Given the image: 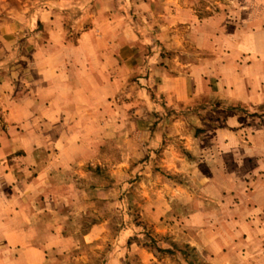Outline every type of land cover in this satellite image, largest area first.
Masks as SVG:
<instances>
[{
    "label": "rangeland",
    "instance_id": "obj_1",
    "mask_svg": "<svg viewBox=\"0 0 264 264\" xmlns=\"http://www.w3.org/2000/svg\"><path fill=\"white\" fill-rule=\"evenodd\" d=\"M128 1L118 4L133 5ZM148 1L128 8L139 13L123 30L140 46H125L124 62L92 58L109 94V122L98 117L104 124L88 126L87 140L38 146L43 127L10 125L0 107V209L12 196L31 199L28 208L42 222L35 242L49 245L46 264H264V197L253 198L264 187V110L210 97L177 109L154 90L166 74L196 66L208 75L214 69V79L245 75V58L230 51L262 0H184L204 26L172 28L162 11L166 1L150 0L151 10ZM200 37L220 49L218 61L197 48ZM100 105L94 96V109ZM134 118L142 120L139 127ZM33 148L28 159L25 151ZM53 149L70 150L72 163L51 174L53 187L47 181L38 188L39 168L54 161ZM253 202L262 205L259 212ZM48 227L59 236L45 237ZM20 255L0 234V264H25L15 261Z\"/></svg>",
    "mask_w": 264,
    "mask_h": 264
},
{
    "label": "crops",
    "instance_id": "obj_2",
    "mask_svg": "<svg viewBox=\"0 0 264 264\" xmlns=\"http://www.w3.org/2000/svg\"><path fill=\"white\" fill-rule=\"evenodd\" d=\"M130 1L131 6H137L135 0ZM165 1L162 11L170 14L165 19L166 28L180 23L204 26L184 0ZM144 5L148 10L156 6L150 0ZM131 6L118 4V0H0V67L2 63L11 64L8 70H0V107L6 110L8 123H32L43 127L37 138L42 142L38 146L44 147L87 140V127L104 124L98 119L103 115L101 120L108 123L109 94L104 91L105 83L93 74L92 58L96 56L100 63L112 58L124 62L125 46H140L138 41L127 39L123 33L132 27L129 20L139 13V9L133 10V7L128 10ZM253 13L250 20H246L244 37L230 51V56L236 60L245 58V75L236 73L228 79L218 76L214 79V69L208 75L201 72L199 66L181 75L166 74L162 84L157 83L154 90L164 95L168 106L194 108L199 98L210 97L264 110V0L260 14L254 16ZM204 39L198 38L197 48L208 54L212 51V59L218 61L220 49L211 43L205 45ZM98 47H106L105 52L98 51ZM109 47H120V51L113 53ZM50 48L52 54H49ZM50 62L52 66L48 65ZM115 84L117 90L113 94L119 89V83ZM94 96L101 101L100 107L95 109ZM132 122L139 127L142 120L134 118ZM124 123V119H118L116 125ZM54 149L49 155L54 161L39 168L35 181L38 188L46 186L47 181L53 187L55 180L51 174L72 163L70 150L62 153ZM25 153L32 159L34 148ZM4 174L8 178L12 173L5 171ZM258 197H264V187L255 191L253 198ZM8 200L6 209H0V234L6 239L8 250L21 254L16 262L24 259L25 264H46L49 245L45 248V242H35L40 236L42 222H38L28 208L31 199L27 204L24 198L16 196ZM253 205L259 212L262 205L258 202ZM53 231V227H48L45 237L59 236V232L55 235Z\"/></svg>",
    "mask_w": 264,
    "mask_h": 264
}]
</instances>
